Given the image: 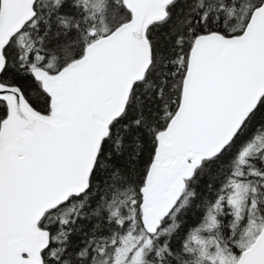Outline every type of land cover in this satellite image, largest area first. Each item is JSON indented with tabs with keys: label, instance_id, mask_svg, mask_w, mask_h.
Here are the masks:
<instances>
[{
	"label": "snow or ice",
	"instance_id": "obj_1",
	"mask_svg": "<svg viewBox=\"0 0 264 264\" xmlns=\"http://www.w3.org/2000/svg\"><path fill=\"white\" fill-rule=\"evenodd\" d=\"M0 264H264V0H0Z\"/></svg>",
	"mask_w": 264,
	"mask_h": 264
}]
</instances>
